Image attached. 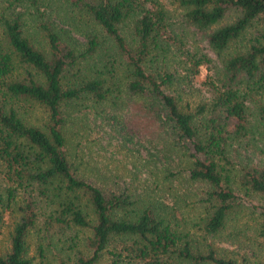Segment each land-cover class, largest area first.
<instances>
[{
    "label": "trees",
    "instance_id": "obj_1",
    "mask_svg": "<svg viewBox=\"0 0 264 264\" xmlns=\"http://www.w3.org/2000/svg\"><path fill=\"white\" fill-rule=\"evenodd\" d=\"M20 1L6 0L0 11V222L16 214L0 264H264V164L233 159L231 148L264 141V0H169L220 64L203 77L209 96L193 106L181 97L175 48L193 75L203 63L181 50L183 36L160 0H77L91 26L80 42L47 16L54 0H30L31 29L10 9ZM130 95L185 156L188 178L206 185L197 230L220 235L239 204L235 190L249 191L261 255L250 260L194 241L160 209L79 170L68 151L69 116L91 103L117 109Z\"/></svg>",
    "mask_w": 264,
    "mask_h": 264
},
{
    "label": "rangeland",
    "instance_id": "obj_2",
    "mask_svg": "<svg viewBox=\"0 0 264 264\" xmlns=\"http://www.w3.org/2000/svg\"><path fill=\"white\" fill-rule=\"evenodd\" d=\"M166 7L169 20L183 36L181 50H190L195 57H200L203 63L198 74L188 70L186 56L179 54L175 48L173 61L179 79H182L181 97L193 106L209 96V90L203 78L208 71L213 74L219 67L215 54L207 46L203 33L186 27L180 19V8L169 0H160ZM6 7V0H0V11ZM48 10L50 19L57 25L70 29L72 41L80 42L81 33L89 31V15L84 11L80 1L72 4L54 0ZM44 11L42 6L38 7ZM12 12H20L27 17V22L33 28L30 12H36L30 0H21L12 5ZM127 20L121 25V32L128 39ZM97 29V28H96ZM104 37V35H100ZM109 42L105 39L102 53L97 57L98 69L107 58ZM80 45V44H79ZM207 57L208 61H204ZM91 63V60H90ZM124 96L123 92L120 94ZM89 101L86 105H89ZM142 101L135 96L123 98L108 110L107 106L91 105L75 111L68 119V151L70 157L78 165L86 177L105 190L129 192L138 203L151 204L163 211L173 223L188 230L191 238L199 243L210 241L220 252L233 256H245L253 260L261 255L259 245L252 239V217L256 215L254 205L258 203L256 196L249 191L236 189L239 204L233 209L227 219L225 229L220 235H203L198 229V223L203 216V197L206 185L194 181L187 176V160L168 142L163 128L154 122L148 111L141 105ZM101 107H104L102 109ZM36 116H40L38 110ZM259 146L244 147L241 142L231 145L233 159L254 160L264 164V141H258ZM16 214L5 213L0 222V253L8 242V233L12 228ZM205 238V239H204ZM30 240V238H29ZM33 261L38 260L33 243L31 244Z\"/></svg>",
    "mask_w": 264,
    "mask_h": 264
}]
</instances>
